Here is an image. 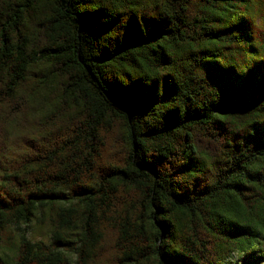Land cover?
<instances>
[{
	"label": "trees",
	"instance_id": "obj_1",
	"mask_svg": "<svg viewBox=\"0 0 264 264\" xmlns=\"http://www.w3.org/2000/svg\"><path fill=\"white\" fill-rule=\"evenodd\" d=\"M0 264H264V0H0Z\"/></svg>",
	"mask_w": 264,
	"mask_h": 264
}]
</instances>
